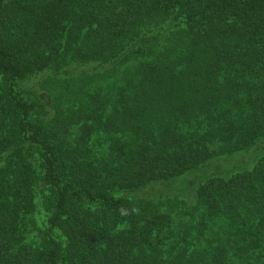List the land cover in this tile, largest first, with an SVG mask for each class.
I'll use <instances>...</instances> for the list:
<instances>
[{
    "label": "trees",
    "instance_id": "16d2710c",
    "mask_svg": "<svg viewBox=\"0 0 264 264\" xmlns=\"http://www.w3.org/2000/svg\"><path fill=\"white\" fill-rule=\"evenodd\" d=\"M263 138L264 0H0V264H264Z\"/></svg>",
    "mask_w": 264,
    "mask_h": 264
},
{
    "label": "rangeland",
    "instance_id": "374dc122",
    "mask_svg": "<svg viewBox=\"0 0 264 264\" xmlns=\"http://www.w3.org/2000/svg\"><path fill=\"white\" fill-rule=\"evenodd\" d=\"M39 78L40 76L34 77L31 81L26 83L25 86L29 89L37 90L38 92L43 94L44 92L38 89ZM248 150L238 152L237 156L233 155L228 157H220L215 161L216 163H214L211 167H209L208 171L214 174L221 173L223 175H226L233 173L236 170L242 168L243 165L250 166L258 156L264 154V138L260 140L254 147H252V149H250L249 152H247ZM164 192L171 195L170 196L171 198H174V196H176L179 193V191L175 189L174 185L168 188L154 184L149 186L147 189L138 192L137 195L148 198H159L162 196V194H164ZM181 193H183V197H189V194H187L186 190H181Z\"/></svg>",
    "mask_w": 264,
    "mask_h": 264
}]
</instances>
